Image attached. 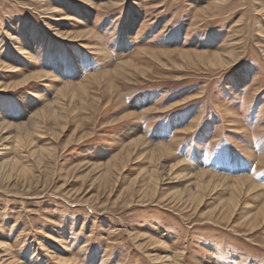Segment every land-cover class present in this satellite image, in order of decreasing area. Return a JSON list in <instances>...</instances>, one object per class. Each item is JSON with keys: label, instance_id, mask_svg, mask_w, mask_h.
<instances>
[{"label": "rangeland", "instance_id": "1", "mask_svg": "<svg viewBox=\"0 0 264 264\" xmlns=\"http://www.w3.org/2000/svg\"><path fill=\"white\" fill-rule=\"evenodd\" d=\"M0 125V264H264V0H0Z\"/></svg>", "mask_w": 264, "mask_h": 264}, {"label": "bare ground", "instance_id": "2", "mask_svg": "<svg viewBox=\"0 0 264 264\" xmlns=\"http://www.w3.org/2000/svg\"><path fill=\"white\" fill-rule=\"evenodd\" d=\"M3 125H0V128H4V127H2ZM137 143V142H136ZM160 147H162V146H160ZM164 149V148H163ZM157 150V149H156ZM17 163V162H16ZM17 164H19V163H17ZM180 166H182V163H180L179 162V164H176V166H173L174 168H179ZM219 183H221L222 182V184H217V185H214L211 189L212 190H215V189H217V187H220V186H223V183L225 184V180L224 179H220L219 181H218ZM238 182H241V189L242 188H244V190L246 191V192H252V193H254V192H256L257 190H259V187H257L256 185H253V184H249L250 183V181L248 182V184L249 185H247V187H246V185H242V184H244V182L243 181H238ZM235 186H236V184H235ZM211 187V186H210ZM205 188V187H204ZM239 189V188H238ZM237 189V190H238ZM203 191H205V189H202V188H200V186L198 185L195 189H194V191L192 192V193H190V197H191V199H196V200H200L201 199V197H202V193H203ZM262 191V190H261ZM264 191V190H263ZM261 193V192H260ZM264 193V192H263ZM258 195V194H257ZM196 196V198H194ZM258 197V196H257ZM238 198V197H237ZM234 203V200H229V202H227V203H223V206H225L226 204H228V205H232ZM234 208V207H233ZM261 215H263L264 216V212H261L260 213ZM165 259V258H164ZM12 262V261H11ZM8 264H9V262H8Z\"/></svg>", "mask_w": 264, "mask_h": 264}]
</instances>
